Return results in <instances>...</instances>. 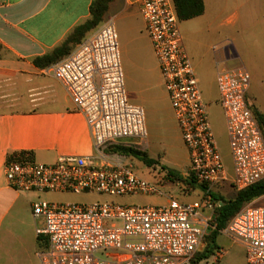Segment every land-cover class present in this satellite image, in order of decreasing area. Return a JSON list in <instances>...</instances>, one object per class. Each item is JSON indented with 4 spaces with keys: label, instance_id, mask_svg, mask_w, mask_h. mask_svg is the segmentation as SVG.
<instances>
[{
    "label": "built area",
    "instance_id": "2783aa9c",
    "mask_svg": "<svg viewBox=\"0 0 264 264\" xmlns=\"http://www.w3.org/2000/svg\"><path fill=\"white\" fill-rule=\"evenodd\" d=\"M140 15L181 138L188 152V177L199 198L131 206L113 202L54 204L36 202L32 216L39 264H192L204 239L216 230L215 212L228 184L234 195L264 180V137L246 94L250 75L241 67L216 75L232 175L225 168L191 60L183 45L173 0H141ZM83 116L94 154L60 155L38 163L30 154L7 157L3 172L19 193H93L108 196H163L172 187L162 168L149 182L118 158L104 154L110 144L138 146L146 138L144 109L129 102L118 35L108 21L67 58L50 68ZM264 120V111L260 113ZM138 141V142H132ZM226 199V198H224ZM245 249L246 264H264V205H244L223 229Z\"/></svg>",
    "mask_w": 264,
    "mask_h": 264
},
{
    "label": "crops",
    "instance_id": "0c3cea01",
    "mask_svg": "<svg viewBox=\"0 0 264 264\" xmlns=\"http://www.w3.org/2000/svg\"><path fill=\"white\" fill-rule=\"evenodd\" d=\"M93 1L0 0V264H39L35 193L7 187V157L28 153L34 161L53 163L60 155L94 154L85 120L51 76V66L102 24L121 19L129 53L125 66L141 78V46L134 36L135 23L142 20L141 0H111L97 27L73 37L91 19ZM202 2L201 15L179 23L199 87L201 80L216 85L219 71L243 67L251 79L247 100L262 113L264 72L259 77L257 71L264 61V0ZM263 202L264 196L253 203Z\"/></svg>",
    "mask_w": 264,
    "mask_h": 264
},
{
    "label": "rangeland",
    "instance_id": "374dc122",
    "mask_svg": "<svg viewBox=\"0 0 264 264\" xmlns=\"http://www.w3.org/2000/svg\"><path fill=\"white\" fill-rule=\"evenodd\" d=\"M114 25L119 37L118 47L123 69L125 91L129 102L139 104L144 109L147 136L139 142L138 146L130 145L126 142L107 145L104 154L112 155L122 162L127 163L132 167L135 174L149 182L154 181V172L157 171L158 168L172 169L181 179L173 181L172 187L160 188V191L163 193L162 197L142 195L108 196L96 192L79 194L46 192L35 193V203L88 205L96 202H113L120 205L143 206L165 204L170 196L184 203L193 202L199 198V192L197 190L192 191V187L188 185V152L174 118L151 44L144 30L143 22L141 20V25L138 22L135 23L136 27L134 36L141 46L140 64L142 68L141 78L137 80L129 70V67H127V65L125 66L126 59L129 58V53H127V48L124 46V21L116 19L114 20ZM261 72H264V61L261 63L260 70L257 71L259 77L261 76ZM261 78H263L262 85H264V74ZM200 82L201 92L207 105L208 117L215 141L219 148L226 171L231 176V154L228 146L223 114L217 102L218 94L216 85L213 83V80H201ZM257 84L258 86H262L261 79ZM113 146H122L126 148L133 147L148 154L150 158L157 161V164L146 167L132 157L113 153ZM36 162L40 163L39 161ZM221 193L226 199H231L234 196V190L228 184H225L221 188ZM262 204H264V202ZM223 229L216 234L212 246L209 245L208 237H205L203 249L199 252H205L203 254V259L199 260L197 259V256L192 264H246L245 249L235 240L224 235Z\"/></svg>",
    "mask_w": 264,
    "mask_h": 264
},
{
    "label": "trees",
    "instance_id": "16d2710c",
    "mask_svg": "<svg viewBox=\"0 0 264 264\" xmlns=\"http://www.w3.org/2000/svg\"><path fill=\"white\" fill-rule=\"evenodd\" d=\"M110 1L111 0H94L90 8L91 19L83 26L77 27L73 33V37H76L82 34L83 32H87L97 27L102 22L103 15L107 10V6ZM173 1L180 22L198 17L203 13L204 7L202 0H173ZM35 63L38 64L37 61H35ZM254 113L258 117L257 119L258 125L264 137V120L262 119L261 114L257 112L255 109H254ZM112 152L120 155H126L132 157L133 159L139 161L146 167H150L157 164V161L150 158L148 154L143 153L133 147L126 148L122 146H113ZM162 169L166 172V176H168L172 182L181 179L174 170L167 168H162ZM188 185L192 187L191 188L192 191L198 189L197 185L195 184L194 180L191 177H188ZM262 196H264V180L244 190L238 191L231 199H224L221 196L212 194V197L215 200L221 198L222 203L215 212L216 230L210 232V234L207 236L209 239V245L212 246L214 244V238L216 234L220 230L226 227L229 220L244 205L253 203L255 200L259 199ZM204 253H198L196 255V257L198 256L197 259L199 260L203 259Z\"/></svg>",
    "mask_w": 264,
    "mask_h": 264
}]
</instances>
